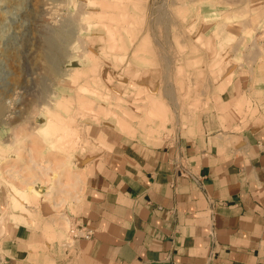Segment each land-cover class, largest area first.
I'll return each instance as SVG.
<instances>
[{
    "label": "rangeland",
    "instance_id": "1",
    "mask_svg": "<svg viewBox=\"0 0 264 264\" xmlns=\"http://www.w3.org/2000/svg\"><path fill=\"white\" fill-rule=\"evenodd\" d=\"M0 65V180L11 194L58 160L71 167L91 124L118 129L126 109L158 145L197 130L233 71H264V0H0ZM154 99L167 110L165 129L147 123L162 118ZM53 117L71 129L58 143L44 131ZM22 193L14 188L12 212H30L26 201L15 209Z\"/></svg>",
    "mask_w": 264,
    "mask_h": 264
},
{
    "label": "crops",
    "instance_id": "2",
    "mask_svg": "<svg viewBox=\"0 0 264 264\" xmlns=\"http://www.w3.org/2000/svg\"><path fill=\"white\" fill-rule=\"evenodd\" d=\"M232 74L191 133L158 145L94 123L71 167L11 194L0 180V264H264V71Z\"/></svg>",
    "mask_w": 264,
    "mask_h": 264
},
{
    "label": "bare ground",
    "instance_id": "3",
    "mask_svg": "<svg viewBox=\"0 0 264 264\" xmlns=\"http://www.w3.org/2000/svg\"><path fill=\"white\" fill-rule=\"evenodd\" d=\"M14 3V2H13ZM7 12V11H6ZM14 13V12H13ZM4 14H6V13H4ZM9 15V14H8ZM111 17V16H110ZM158 18H160V17H158ZM6 21H8V20H6ZM4 22V21H3ZM8 24V23H7ZM63 29V28H62ZM67 31V30H66ZM69 31V30H68ZM5 32V31H4ZM61 32V31H60ZM5 37V36H4ZM48 38H49V36H47ZM45 38V37H44ZM64 38V37H63ZM46 39V38H45ZM50 39V38H49ZM54 39V38H53ZM62 39V38H61ZM66 39V38H65ZM43 40V39H42ZM2 41V40H1ZM45 41V40H44ZM49 42V44H51V46L52 47H54V41H52L51 39L48 41ZM47 42V43H48ZM62 42H63V40H62ZM44 43V42H43ZM43 43H41V44H43ZM57 43V42H56ZM56 46V45H55ZM55 49V48H54ZM17 50H18V47H17ZM51 50V49H50ZM49 49H48V51H50ZM53 51L51 50V52L50 53H52ZM20 53V52H19ZM1 66V65H0ZM5 66V65H4ZM52 68V67H51ZM53 69H56L57 70V68H53ZM78 70V69H77ZM76 70V71H77ZM73 72V71H72ZM77 74V73H76ZM78 75H80V74H78ZM5 76H7V74L5 75ZM3 78H4V76H3ZM5 81V80H4ZM6 83H8V82H6ZM40 83V82H39ZM8 85V84H7ZM6 85V86H7ZM147 89V88H146ZM148 91V90H147ZM146 91V92H147ZM1 97V96H0ZM3 97V96H2ZM68 99V98H67ZM70 99V98H69ZM72 99V98H71ZM4 100H6V99H4ZM178 101V100H177ZM1 103V102H0ZM3 103H4V101H3ZM55 103H57V105L58 106H64L65 105V103H66V97H62V98H60L59 100H57ZM182 103V102H181ZM2 105V104H1ZM162 105H164V103H161V101H156L155 99L154 100H152L151 101V103H150V106H149V108H151V113L154 115V116H156V117H158V119L160 118V117H162L161 119H159V120H151L150 119V121L148 122L147 121V123H154L155 121H159V122H161L162 124H163V128L164 127H166V126H164L165 124H164V122H165V118H164V116L167 114V110L165 109V108H163V106ZM176 105H177V103H176ZM149 108H148V110H149ZM2 109V108H1ZM95 109H96V107H95ZM146 109V108H145ZM4 110V109H3ZM97 110V109H96ZM95 110V111H96ZM100 110V109H99ZM98 111V110H97ZM126 113H127V116L125 117V116H119L118 118H117V125H118V130L121 132V133H123L124 135H126V136H129V137H134L135 135H136V133H137V130H136V128H134L133 127V124H132V120L131 119H129L128 118V112H127V109H126ZM3 114V113H2ZM1 114V115H2ZM50 114V117H52V116H54L55 118H57V119H59L58 117H57V113H55V112H52V113H49ZM108 115V114H107ZM110 115L112 116V114H111V111H110ZM53 117V119H55ZM132 117H134V116H132ZM53 119H49L48 121H47V126H46V130L44 129V131H47L48 129H49V131L50 130H52V132L51 133H54V135H57L58 136V139H57V141L55 142V143H58V142H60V141H62V139L63 138H68V137H70V134H71V132H70V130H69V128H68V126H67V124H66V122L65 121H63V120H60V123L59 124H57V121H56V119L55 120H53ZM70 127V126H69ZM165 129V128H164ZM167 129V128H166ZM142 130V129H141ZM144 131V130H143ZM142 131V132H143ZM153 131H154V129H153ZM141 132V131H140ZM46 133V132H45ZM59 133V134H58ZM150 133V138H153L154 139V137L152 136V132H149ZM120 136V135H119ZM31 158V157H30ZM31 162V161H30ZM33 162V161H32ZM34 165V164H33ZM37 166V165H36ZM35 169V168H34ZM37 169H38V167H37ZM74 186H75V184H74ZM28 196H29V194H27ZM20 196V195H19ZM21 196H22V194H21ZM27 199V196H26V194L23 196V199H22V197H19V198H15V202L17 203L16 205H15V209H16V207L18 208L19 207V205L21 204V203H24V200L25 201H27L26 200ZM77 199V198H76ZM17 212V211H16Z\"/></svg>",
    "mask_w": 264,
    "mask_h": 264
},
{
    "label": "built area",
    "instance_id": "4",
    "mask_svg": "<svg viewBox=\"0 0 264 264\" xmlns=\"http://www.w3.org/2000/svg\"><path fill=\"white\" fill-rule=\"evenodd\" d=\"M69 235L74 239L76 238L90 239L93 235V232L90 229H88L86 226H83L78 222H74L70 226Z\"/></svg>",
    "mask_w": 264,
    "mask_h": 264
}]
</instances>
